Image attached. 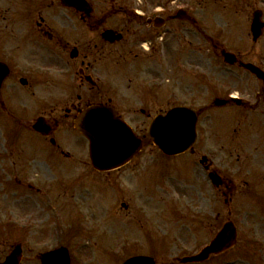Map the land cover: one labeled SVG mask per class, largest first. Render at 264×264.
Returning <instances> with one entry per match:
<instances>
[{"label": "rangeland", "instance_id": "rangeland-1", "mask_svg": "<svg viewBox=\"0 0 264 264\" xmlns=\"http://www.w3.org/2000/svg\"><path fill=\"white\" fill-rule=\"evenodd\" d=\"M181 5L207 31L218 28L222 39L236 33L229 1L172 2L173 9ZM6 14L0 4V28ZM10 44L0 41V59L14 58V74L0 95L1 261L24 242L37 250L69 244L72 264H122L137 253L158 264H183L180 258L199 252L229 219L237 226V244L185 264H264V112L212 105L215 97L244 90L246 77L233 76L207 41L198 50L193 35L174 39L168 61L142 55L123 69L109 62L105 89L118 105L139 109V102L154 96L151 116L177 104L201 111L195 152L172 157L153 144L151 117L136 113L135 119L146 121L137 129L145 147L112 173L93 168L89 142L74 127L73 104L84 95L68 74L69 52L61 48L58 56L54 49ZM29 72L38 74L33 87L20 82ZM149 85L152 92L140 96ZM41 116L53 124L55 144L33 129ZM203 155L230 187L213 186L200 163Z\"/></svg>", "mask_w": 264, "mask_h": 264}, {"label": "flooded vegetation", "instance_id": "flooded-vegetation-1", "mask_svg": "<svg viewBox=\"0 0 264 264\" xmlns=\"http://www.w3.org/2000/svg\"><path fill=\"white\" fill-rule=\"evenodd\" d=\"M173 1L179 0H69V3L63 0H0L7 11L4 18L6 24L0 28V39L6 38L8 46L17 43L18 48L54 49L58 56L61 48L69 52V59L66 60L68 74L74 89L81 90L84 95L77 105L73 104L74 119L88 105L113 102L105 89L109 85V62L118 65L119 69L125 65L133 67L140 54L168 61L171 42L192 35L199 43L198 50L204 49L207 41V48L218 56L225 47L224 43L228 44L235 58L231 67L236 73L232 75L246 77L244 90L238 88L236 93H230L231 97L244 99L240 103L232 101V105L264 112V0H218L229 1L231 30L236 33L239 30V35L230 32L228 41L210 35L201 19L179 18L180 9H173ZM13 4L19 7L13 9ZM108 30L115 34L108 37ZM54 57L57 58V55L54 54ZM9 59L12 61L14 58ZM9 59L5 60L11 68L7 79L14 74ZM242 62L254 64L257 72L246 69ZM37 75L29 72L24 85L33 87V79ZM141 92L140 96L152 90L149 87L141 89ZM82 96L79 94V99ZM153 97L146 104L138 101L139 109L124 108L118 104L117 109L136 129L145 127L146 121L139 122L134 115L140 112L146 118L151 117L153 110L150 106L155 103ZM19 244L22 247L20 264H45L41 260L42 254L63 246L61 243L37 250L31 244L27 243V247L24 242ZM67 247L70 252V247Z\"/></svg>", "mask_w": 264, "mask_h": 264}, {"label": "water", "instance_id": "water-1", "mask_svg": "<svg viewBox=\"0 0 264 264\" xmlns=\"http://www.w3.org/2000/svg\"><path fill=\"white\" fill-rule=\"evenodd\" d=\"M69 1V0H65ZM230 62V54H225ZM8 69L0 62V87ZM227 100L216 98L214 103L223 104ZM198 115L192 108L176 106L165 114L157 115L151 123L150 134L154 142L167 154L183 152L194 144L197 139L196 124ZM35 128L45 134L50 133V127L38 120ZM76 128L83 132L90 140V154L93 165L100 170L112 169L129 161L142 146L132 128L122 119L117 117L116 110L111 105H93L79 114L76 120ZM211 178L216 184L222 179L216 173H211ZM237 230L232 221L224 224L222 229L214 236L210 244L201 252L193 256H187L182 261L204 260L211 253L222 252L235 244ZM65 264L68 262L67 253L51 251L46 257L57 255ZM20 252L17 248L2 264H15ZM123 264H156L153 257L139 255L127 259Z\"/></svg>", "mask_w": 264, "mask_h": 264}]
</instances>
